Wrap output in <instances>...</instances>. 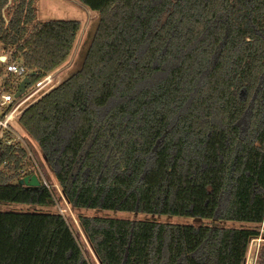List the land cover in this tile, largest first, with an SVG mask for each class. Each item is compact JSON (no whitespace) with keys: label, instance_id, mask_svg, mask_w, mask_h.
Returning <instances> with one entry per match:
<instances>
[{"label":"trees","instance_id":"trees-1","mask_svg":"<svg viewBox=\"0 0 264 264\" xmlns=\"http://www.w3.org/2000/svg\"><path fill=\"white\" fill-rule=\"evenodd\" d=\"M77 1L98 15L82 63L18 126L72 208L194 221L80 216L98 264H244L264 222V0ZM14 9L0 44L34 82L82 24L37 21L34 0ZM28 161L0 138V204L53 206ZM34 173L39 187L18 184ZM0 264L89 261L59 214L26 211L0 212Z\"/></svg>","mask_w":264,"mask_h":264},{"label":"rangeland","instance_id":"rangeland-1","mask_svg":"<svg viewBox=\"0 0 264 264\" xmlns=\"http://www.w3.org/2000/svg\"><path fill=\"white\" fill-rule=\"evenodd\" d=\"M14 1V0H13ZM19 1V0H18ZM34 5L36 9V17L38 19L46 21H68L76 20L81 22V30L77 35V39L72 49L70 55L66 61L53 72L55 77V86H58L62 81L67 77V75L72 72L73 69L80 67L86 50L88 48L90 38L97 25L98 15L85 6L80 4L77 0H34ZM10 8L3 7L0 9V14L7 19L8 11ZM14 50L13 48L4 49L0 44V56H6L10 60H14L12 57ZM20 62V61H18ZM15 78V80L13 79ZM9 77L4 72L3 66L0 65V97L4 93V87L6 85L15 86L18 78ZM16 81V82H15ZM5 110V108L0 107V114ZM8 134L11 138L12 143L19 142L20 145L24 146L29 152V161L26 163L28 170L33 169L38 175L40 180H45L47 184H52V187L49 185V190L53 193L54 196V205L41 207L38 205H25V204H0V212H26V211H36L42 213H56L59 214L65 221L68 228L73 233L75 241L80 246L85 257L89 261V264H98L94 259L92 250L84 237L82 229L79 224L80 216H101L108 218H117V219H128V220H156L160 223H173V224H192L194 221L189 218H178L171 217L167 218L165 216H149L143 214H131V213H122V212H102L95 210H86V209H74L60 196V188L55 182L53 175L50 170L47 171L45 163L43 162L39 149L34 141H32L26 134L22 133L21 128L18 126L17 122L10 125L8 129L0 130V138ZM204 223H209L208 221H203ZM225 228H255L252 225L245 223H236V222H227L224 223ZM260 231V236L257 239H252L249 242V247L247 251L246 258L248 261L251 258L255 259L254 264H260L261 262V250L264 247V222L258 227ZM249 254V255H248Z\"/></svg>","mask_w":264,"mask_h":264},{"label":"built area","instance_id":"built-area-1","mask_svg":"<svg viewBox=\"0 0 264 264\" xmlns=\"http://www.w3.org/2000/svg\"><path fill=\"white\" fill-rule=\"evenodd\" d=\"M17 4H18V1L15 2L13 0H7L6 4L3 5V7H7L11 9L10 12L8 11L9 15L7 19L3 16L2 13L0 14L2 15L6 24L10 21L12 17L11 14L15 10L14 8H16ZM1 57H5L4 61L2 62L0 61V65L3 66L4 72L6 73V75L18 78V83L16 84L15 90H13L10 93L4 92L0 97V107L5 108V110L0 114V130H3V129L5 130V129H8L10 125H12L13 123L15 124L16 118L20 116V114L27 107L37 102L40 98H42L45 94L50 92L56 86H55V77L53 75V72H50L34 82L30 81V85H28L25 88L24 92L18 98H15L14 94L17 90V86L19 82L24 77H29L28 70L21 62H18L17 59L10 60L6 56H1ZM45 167L47 171L49 172V169L47 168L46 165ZM41 182H42V185L46 187L47 189H49V185H50L52 187H56V189L58 190L56 185L53 186L52 184H47V182L43 179L41 180ZM58 192L60 196L63 198L61 191H58ZM254 263H255V259L251 257L249 261H248V258H246L244 262V264H254Z\"/></svg>","mask_w":264,"mask_h":264},{"label":"water","instance_id":"water-1","mask_svg":"<svg viewBox=\"0 0 264 264\" xmlns=\"http://www.w3.org/2000/svg\"><path fill=\"white\" fill-rule=\"evenodd\" d=\"M5 57H0V61H4ZM30 85V79L29 77H24L18 84L17 90L14 94L15 98H18L25 90V88ZM19 185L24 187H31V188H37L40 186V182L35 174H32L30 176H24L21 178L18 182Z\"/></svg>","mask_w":264,"mask_h":264},{"label":"crops","instance_id":"crops-1","mask_svg":"<svg viewBox=\"0 0 264 264\" xmlns=\"http://www.w3.org/2000/svg\"><path fill=\"white\" fill-rule=\"evenodd\" d=\"M37 13V12H36ZM37 15V14H36ZM36 19H37V21H40V22H45L46 20H40V19H38V17H36ZM76 42V41H75ZM1 57V56H0ZM22 131V130H21ZM22 133H24L23 131H22ZM25 135V134H24ZM93 257H94V255H93ZM94 259H95V257H94ZM96 260V259H95ZM97 261V260H96Z\"/></svg>","mask_w":264,"mask_h":264}]
</instances>
